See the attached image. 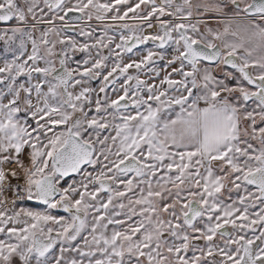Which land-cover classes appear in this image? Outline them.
I'll return each instance as SVG.
<instances>
[{"label":"snow or ice","instance_id":"obj_1","mask_svg":"<svg viewBox=\"0 0 264 264\" xmlns=\"http://www.w3.org/2000/svg\"><path fill=\"white\" fill-rule=\"evenodd\" d=\"M0 264H264V0H0Z\"/></svg>","mask_w":264,"mask_h":264}]
</instances>
